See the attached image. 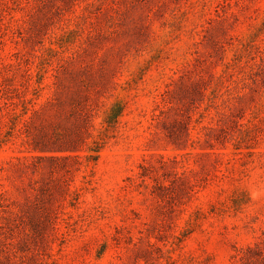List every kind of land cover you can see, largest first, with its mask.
I'll return each mask as SVG.
<instances>
[{
  "label": "rangeland",
  "instance_id": "rangeland-1",
  "mask_svg": "<svg viewBox=\"0 0 264 264\" xmlns=\"http://www.w3.org/2000/svg\"><path fill=\"white\" fill-rule=\"evenodd\" d=\"M0 264H264V0H0Z\"/></svg>",
  "mask_w": 264,
  "mask_h": 264
}]
</instances>
